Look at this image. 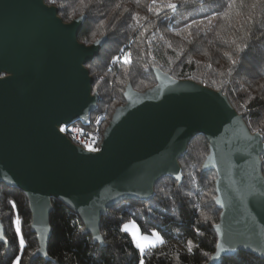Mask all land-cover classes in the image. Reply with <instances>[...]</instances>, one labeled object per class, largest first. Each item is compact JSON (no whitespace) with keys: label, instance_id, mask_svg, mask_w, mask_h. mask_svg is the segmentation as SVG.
I'll use <instances>...</instances> for the list:
<instances>
[{"label":"water","instance_id":"water-1","mask_svg":"<svg viewBox=\"0 0 264 264\" xmlns=\"http://www.w3.org/2000/svg\"><path fill=\"white\" fill-rule=\"evenodd\" d=\"M85 17L65 23L46 0H0V184L27 195L32 231L49 260L52 199L82 220L83 234L104 245L101 218L127 200H150L156 183H182L179 160L197 135L209 142L202 171L217 174L218 246L208 264L238 251L264 260V141L251 133L226 95L154 69L157 84L126 87L98 152L60 131L98 107L86 65L107 39L78 41ZM0 241L7 244L0 221Z\"/></svg>","mask_w":264,"mask_h":264},{"label":"trees","instance_id":"trees-1","mask_svg":"<svg viewBox=\"0 0 264 264\" xmlns=\"http://www.w3.org/2000/svg\"><path fill=\"white\" fill-rule=\"evenodd\" d=\"M65 22L84 16L78 41L86 46L107 37L100 55L86 65L98 93L95 113L104 128L125 105L128 84L145 92L157 81L154 69L226 95L251 133L264 141V0H46ZM169 4L176 7L170 8ZM130 50V63L123 60ZM91 119V118H90ZM209 142L197 135L179 160L182 183L159 180L150 200H127L101 218L104 245L83 234L81 218L56 199L50 215L49 260L32 231L29 200L22 190L0 184V264H208L218 246L215 171L203 172ZM264 175V155L261 156ZM135 221L143 234L163 243L141 252L123 227ZM24 246H20V236ZM190 242V243H189ZM191 246V251H189ZM220 264H264L238 251Z\"/></svg>","mask_w":264,"mask_h":264},{"label":"built area","instance_id":"built-area-1","mask_svg":"<svg viewBox=\"0 0 264 264\" xmlns=\"http://www.w3.org/2000/svg\"><path fill=\"white\" fill-rule=\"evenodd\" d=\"M123 60L128 64L130 63V50L125 51ZM105 121L106 113H100L93 121L89 116L86 121H81L80 124L74 123L68 127H61L60 131L74 145L88 152H98L103 139Z\"/></svg>","mask_w":264,"mask_h":264},{"label":"rangeland","instance_id":"rangeland-1","mask_svg":"<svg viewBox=\"0 0 264 264\" xmlns=\"http://www.w3.org/2000/svg\"><path fill=\"white\" fill-rule=\"evenodd\" d=\"M96 116H97V114H96L95 112H94V113H91V114H90V118H91V120L93 121V120L96 118ZM76 124H80V122H77ZM107 125H108V124H107ZM106 127H107V126H105V128H106ZM105 128H104V130H105ZM125 225H134V227H131L128 231H126V232L129 233V235L131 236L132 240H133V235H132V233H133V232H137V230H138V232H137L138 237L143 236V237H147V238H148L147 242L145 243V249L151 247V246H149V245H153V244H154L155 246H157V245L161 244V243L159 242V240L156 238V236H153V233L158 234L159 238L163 240V237H162L158 232H153L152 234H143V233L141 232L139 226L137 225V223H136L135 221H129V222L125 223L124 226H125ZM123 229H124V227H123ZM142 243H143V242H142ZM134 244H135V243H134ZM17 261H18V260H16L14 264H17ZM141 264H143V263H141Z\"/></svg>","mask_w":264,"mask_h":264},{"label":"snow or ice","instance_id":"snow-or-ice-1","mask_svg":"<svg viewBox=\"0 0 264 264\" xmlns=\"http://www.w3.org/2000/svg\"><path fill=\"white\" fill-rule=\"evenodd\" d=\"M168 7L174 9L176 7V5L175 4H169ZM131 227H134V225H125L124 226V230L125 231H128ZM137 232H138V230H137ZM137 232H133L132 233V235H133V242L135 243L136 247L141 252H144L145 251V243L147 242L148 238L147 237H143V236L138 237ZM16 233H17L18 236H20V228L19 227H17ZM153 236H156V238L159 240V242L160 243H163V240L159 238L158 234L153 233ZM20 246H21V248H23V246H24V239H23L22 236H20ZM149 246L154 247L155 245L153 244V245H149ZM191 250H192L191 249V246H189V251H191ZM17 264H19L18 261H17Z\"/></svg>","mask_w":264,"mask_h":264}]
</instances>
